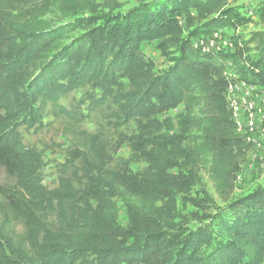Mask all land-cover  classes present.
Instances as JSON below:
<instances>
[{
  "label": "trees",
  "instance_id": "16d2710c",
  "mask_svg": "<svg viewBox=\"0 0 264 264\" xmlns=\"http://www.w3.org/2000/svg\"><path fill=\"white\" fill-rule=\"evenodd\" d=\"M49 7L72 21L51 24ZM119 7L118 0H0V167L14 181L0 210V264H262L264 186L230 201L254 146L228 91L235 78L264 93V30L236 38L229 51L199 52L192 40L235 34L254 20L264 25V0H155L101 15ZM143 42L156 43L169 63L164 72L145 60ZM76 92L79 99L61 104ZM46 117L78 142L65 158L70 177L53 189L42 184L41 154L23 140L48 127ZM86 123H95L92 135ZM129 125L135 130L126 136ZM123 144L126 161L115 158ZM136 160L145 167L129 184L119 169ZM201 173L225 207L200 219L211 220L210 232L167 238L191 221L176 222L172 209ZM13 223L25 231L23 244L8 231ZM202 244L212 245L200 255Z\"/></svg>",
  "mask_w": 264,
  "mask_h": 264
},
{
  "label": "rangeland",
  "instance_id": "374dc122",
  "mask_svg": "<svg viewBox=\"0 0 264 264\" xmlns=\"http://www.w3.org/2000/svg\"><path fill=\"white\" fill-rule=\"evenodd\" d=\"M45 1L50 2V4H54L57 0H41V2ZM94 1L97 4H101L105 0ZM154 1L155 0H118L120 7L117 10L112 13H108L105 11L101 15H123L133 8H136L142 4H149ZM44 19L50 21L51 24H54L56 26L64 25L72 21L69 19H61L52 7H49V11L45 14ZM225 30L226 33L222 38V41L230 43L236 38H239L243 41L248 37L249 33L264 30V25H260L258 23V20H254L253 23L249 25L239 27L237 33L235 34L229 29ZM196 39L199 40L200 38ZM140 48L145 60L152 65L154 72L159 74L164 72L168 68L169 63L161 56V54L157 50L155 42H143ZM225 49H228V46L225 47ZM80 95L81 94L78 92L73 93L66 99H63L61 101V104L64 106H68L72 100L79 99ZM180 110L182 109L170 112L169 115L173 116ZM43 122L44 124H49V126L42 131H30L28 133H25L23 135V140L26 146H28L29 148H34L41 154L43 159V170L41 173L43 179L42 184L48 189H53L57 186L60 177H70V173L64 166V164L66 163L65 158L67 155V151L72 147H75L74 142H78L77 140L75 141V139H71L67 135L63 123L53 121L49 117L44 118ZM82 128L92 135L95 131L96 125L95 123H86ZM123 130L126 136H130L134 132L135 127L133 125H129ZM107 136V144H113L116 140L115 135L113 133H108ZM104 142V140L102 141L99 139V141H95L94 146L99 147V145ZM129 156L130 150L128 148V145L123 144L118 150L115 158H120L121 160L126 161L129 159ZM251 163L252 162L249 159V162L240 169L235 183V190L230 201L244 197L257 188L264 186V169H262L259 164H256V162H254L253 164ZM144 167L145 164L142 160H136L131 164H123L122 168L119 169V172L123 175V177L129 184H133L140 176ZM108 169L112 171L116 170L113 164L109 165ZM13 189L14 181L9 176H7L6 172L0 167V210L4 203L5 195L11 193ZM206 199L210 200V203H206ZM198 203L206 205V209L203 210L197 207L196 204ZM117 207L118 224L125 227L127 225L126 210L123 208L121 203H118ZM224 207L225 204L219 201L214 192L212 182L206 177L204 173H201L199 184L190 192L188 199L183 200L181 197H177L172 209V216L174 217L176 222H179L183 218L191 219V221L187 224H183L181 229L179 230L165 231V236L169 239H172L175 236L186 235L190 232H197L200 230H207L208 232H210L213 229L211 220L200 219H204V215L215 217ZM192 215H195L196 218H193ZM8 231L16 243H24L25 231L21 225L13 223L8 227ZM212 236L214 238L216 234H213ZM213 243L214 240L212 241V244ZM210 246L202 244L199 247V254H205L208 250H210ZM262 264H264V260Z\"/></svg>",
  "mask_w": 264,
  "mask_h": 264
},
{
  "label": "built area",
  "instance_id": "2783aa9c",
  "mask_svg": "<svg viewBox=\"0 0 264 264\" xmlns=\"http://www.w3.org/2000/svg\"><path fill=\"white\" fill-rule=\"evenodd\" d=\"M214 38H216V40ZM192 45L194 49L199 52H208L210 50H215V51L231 50V44L229 42H223L222 37L217 34H215L214 36L210 38L201 37L199 40L196 38H193ZM227 46H228V49H225V47ZM240 83L242 87L249 88L252 90L251 87L246 86L243 82H240ZM233 91H234V86L232 83V85L229 87L228 99H229L231 107L234 110V115H235L238 128L241 129L245 133V135L252 142V144L256 143L253 137L254 135H257V134L259 136L260 141L264 144V93H257V98L259 99L258 104L255 101H244L243 102L242 108L244 112L246 113V117H245V120H241L239 117L241 108L237 100H234L231 97V94L233 93ZM254 92L256 93V91ZM255 115H257L256 119L254 118ZM257 125L259 126V131H257Z\"/></svg>",
  "mask_w": 264,
  "mask_h": 264
},
{
  "label": "crops",
  "instance_id": "0c3cea01",
  "mask_svg": "<svg viewBox=\"0 0 264 264\" xmlns=\"http://www.w3.org/2000/svg\"><path fill=\"white\" fill-rule=\"evenodd\" d=\"M226 30H223L221 32V36H225ZM233 86H234V91L231 94L232 99L237 100L241 110H240V119L245 120L246 113L243 110V102L244 101H255L257 104L259 103V99L257 98V93L255 89L252 88H245L242 87L240 81H237L234 79L233 81ZM254 118H257V115L254 116ZM257 131H259V126L257 125ZM254 141L256 143L253 144L254 149L253 151L249 154V159L253 164L256 162V164H259V166L264 169V144L260 141L258 134L254 135L253 137Z\"/></svg>",
  "mask_w": 264,
  "mask_h": 264
}]
</instances>
